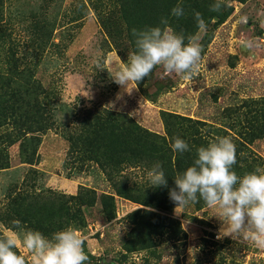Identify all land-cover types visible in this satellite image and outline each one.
<instances>
[{"label":"rangeland","instance_id":"rangeland-1","mask_svg":"<svg viewBox=\"0 0 264 264\" xmlns=\"http://www.w3.org/2000/svg\"><path fill=\"white\" fill-rule=\"evenodd\" d=\"M126 2L129 8L134 4ZM226 3L230 14L223 22L214 24V17L206 33L194 34L200 35L202 53L191 82L156 67L142 80L145 91L138 85L129 93L112 82L107 69L95 67L99 59L115 69L134 50L128 37L137 28L123 17L120 0H0V76L18 68L23 77L39 80L40 113L47 119L42 132L33 129L27 148L18 105L5 103L0 115V235L13 228L14 219L47 237L69 227L67 219L22 213L28 197L32 207L36 195L56 194L66 200V216L79 219L74 230L85 240L86 264H264V248L253 242L216 238L220 222L211 216L214 210L195 203L176 212L166 187L149 186L147 168L127 172L142 183L143 195H135L139 202L115 193L104 197L112 190L101 165L86 160L68 140L69 131L73 140L86 132L81 128L87 108L126 114L159 135L165 134L163 112L203 122V133L208 125H232L240 115L241 123L246 116L253 120L255 110L254 124H264V0ZM243 16L248 23L239 22ZM143 19L145 26L137 30L148 28ZM245 39L254 42L251 48L241 45ZM75 116L77 124L69 128ZM183 140L192 143L190 137ZM250 150L257 160L253 171L264 169V136ZM187 165L184 158L180 171ZM16 251L31 264L26 250Z\"/></svg>","mask_w":264,"mask_h":264},{"label":"clouds","instance_id":"clouds-1","mask_svg":"<svg viewBox=\"0 0 264 264\" xmlns=\"http://www.w3.org/2000/svg\"><path fill=\"white\" fill-rule=\"evenodd\" d=\"M227 6L226 0H214L210 11L218 13ZM171 14L180 17L184 15V9L177 5ZM194 18L198 33H206L207 25L200 12H195ZM239 22L248 23V17H241ZM161 24L167 25L168 20L162 18ZM260 25L264 28V20ZM199 34L188 36L185 42L184 35L167 27L134 28V50L128 54L127 63L113 69L98 59L95 67L107 69L112 82L129 93L156 67L162 68L165 75L175 74L183 81L191 82L200 67ZM240 43L251 48L254 42L245 39ZM170 147L175 153L190 151L188 143L179 137L170 143ZM236 162L232 139L217 136L206 146L199 147L192 164L174 176L175 187L169 189V199L175 204L176 212L178 208L202 200L208 209L214 210L211 216L220 222L217 239L242 237L244 241L264 248V169L256 168L240 176L233 169ZM146 175L150 187H167L166 176L159 164L147 170ZM12 225L9 232L0 235V264H28L25 256L16 251L21 247L30 255L31 264H86L89 261L84 251V238L71 227L47 237L38 230L27 229L18 219H14Z\"/></svg>","mask_w":264,"mask_h":264},{"label":"trees","instance_id":"trees-1","mask_svg":"<svg viewBox=\"0 0 264 264\" xmlns=\"http://www.w3.org/2000/svg\"><path fill=\"white\" fill-rule=\"evenodd\" d=\"M120 1L124 11L123 17L126 21H133L137 29L145 26L143 19L145 16L148 28L174 27L175 31L184 35L186 40L188 36H193L198 30L194 18L195 12H200L205 23L216 17L217 20L214 24L223 22L230 14L229 11L224 12L223 8L218 13L210 11V5L214 3V0H134V4L130 8L126 0ZM177 5L188 8L180 17L171 14L172 8ZM194 8L196 10H193ZM130 9L133 11L128 12ZM162 18L168 20L167 25L161 24ZM128 38L134 49L132 32ZM7 75L8 77L0 76V115L5 109V103L18 105L20 110L19 121L21 126L26 129L22 134V140L27 142V148H30L35 137L32 135L35 133L33 129L40 133L46 128L47 119L43 118L42 113H40L41 106L39 105L43 87L39 80L23 77V73H19L18 68H10ZM142 82L138 84L140 88ZM141 90L145 91L143 88ZM256 111L258 110L251 113L253 120L246 116V121L241 123L242 116L240 115L235 118L234 124H229V126L208 125L205 133L200 128L204 125L203 122L193 121L178 114L163 112L162 121L165 134L159 135L139 127L126 114L113 113L107 110L99 112L87 108L84 110L85 119L83 123L85 127L81 128L86 132L83 133V136L77 135L73 140L69 131L68 140L70 147L74 145L78 147L77 151L82 152L86 160L90 159L101 165L103 174L109 181L112 190V192H107L108 195L104 197H112L110 193H115L125 199L139 202L135 195H143L142 183L130 180L127 172L134 167L149 170L154 165L159 164L167 179L165 191L169 193V189L175 187L174 176L176 172L181 173L190 166L195 158L196 150L214 141L217 136H228L235 144L237 156V162L233 166L235 172L240 176L252 172L251 165L255 164L254 162L257 160L250 150V146L255 138L264 136V124L259 126L254 124V118L258 117ZM97 113L101 114L97 115ZM74 118L72 124H67V126L70 125L69 128L76 126L77 118L76 116ZM52 123H55L54 118ZM182 123L184 126L187 125L185 129H183ZM87 127L91 130L87 131ZM183 132H187V134H183ZM177 137L181 139L190 137L192 139V143L189 144L190 151L182 154L172 151L170 143ZM184 158L188 159V165L183 171H180L183 169ZM55 195H41L42 197L36 195L35 199L38 201L32 207L29 204L31 197H28V203L23 207L22 213L28 217L29 213H34L43 220L58 219L63 221L67 219L69 227L79 228V219L74 215L66 216L68 209L65 204L66 200H63V196ZM167 198L169 199V195ZM196 205L204 206V202L200 200Z\"/></svg>","mask_w":264,"mask_h":264},{"label":"built area","instance_id":"built-area-1","mask_svg":"<svg viewBox=\"0 0 264 264\" xmlns=\"http://www.w3.org/2000/svg\"><path fill=\"white\" fill-rule=\"evenodd\" d=\"M263 256H264V251H263Z\"/></svg>","mask_w":264,"mask_h":264}]
</instances>
